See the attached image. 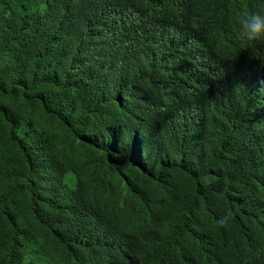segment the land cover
<instances>
[{
  "label": "trees",
  "instance_id": "16d2710c",
  "mask_svg": "<svg viewBox=\"0 0 264 264\" xmlns=\"http://www.w3.org/2000/svg\"><path fill=\"white\" fill-rule=\"evenodd\" d=\"M261 4L0 0V264H264Z\"/></svg>",
  "mask_w": 264,
  "mask_h": 264
},
{
  "label": "clouds",
  "instance_id": "9594fccd",
  "mask_svg": "<svg viewBox=\"0 0 264 264\" xmlns=\"http://www.w3.org/2000/svg\"><path fill=\"white\" fill-rule=\"evenodd\" d=\"M238 37L248 45L264 43V4L256 11H243L236 17ZM225 214L217 223L223 225L228 219Z\"/></svg>",
  "mask_w": 264,
  "mask_h": 264
}]
</instances>
